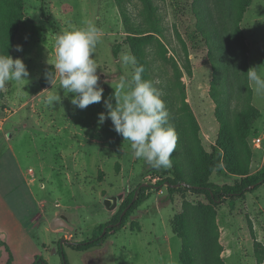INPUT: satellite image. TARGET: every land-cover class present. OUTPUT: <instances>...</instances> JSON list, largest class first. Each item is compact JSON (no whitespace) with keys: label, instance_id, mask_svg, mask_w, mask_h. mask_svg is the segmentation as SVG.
Here are the masks:
<instances>
[{"label":"rangeland","instance_id":"rangeland-1","mask_svg":"<svg viewBox=\"0 0 264 264\" xmlns=\"http://www.w3.org/2000/svg\"><path fill=\"white\" fill-rule=\"evenodd\" d=\"M123 5L133 22L143 19L141 0ZM153 5L160 32L147 33L156 57L152 77L176 117L191 175L210 169L218 102L236 110L229 111L232 119H251L250 135L238 142L237 152L241 172L255 173L264 165V95L249 80L246 88L244 70L257 67L264 76V0H153ZM88 24L103 33L92 58L107 101L121 78L131 79L134 72L121 63L132 52L115 0H0V55L21 59L29 72L26 86L12 83L0 93V264H181L180 257L188 264L186 219L207 248L220 244L223 264H264V184L214 204L176 178L173 163L154 172L136 160L110 120L98 123L100 114L107 115L103 103L83 111L73 106L75 96L60 88L55 69L53 87L45 83L57 59L56 38ZM237 28L244 46L237 44ZM52 94L61 103L48 107ZM183 109L191 114L188 121ZM189 124L193 135L185 132ZM209 174V182L219 186L240 178L216 169ZM140 184L148 185L146 198L120 220L122 204ZM57 216L73 229H53Z\"/></svg>","mask_w":264,"mask_h":264},{"label":"clouds","instance_id":"clouds-1","mask_svg":"<svg viewBox=\"0 0 264 264\" xmlns=\"http://www.w3.org/2000/svg\"><path fill=\"white\" fill-rule=\"evenodd\" d=\"M102 37L100 29L88 24L56 38L54 69L59 75L60 88L75 96L71 104L82 111L103 103L107 115L100 114L98 123L103 125L110 120L117 135L130 144L136 160H142L156 170H169L179 137L169 123L170 113L162 100L164 94L157 87L158 82L143 80L145 69L136 66L135 57L124 54L121 63L125 68L134 69L131 79L121 78L114 89V96L103 100L104 91L97 75L99 67L92 58ZM15 50L20 52L22 48L17 46ZM28 77L29 72L21 59L0 55V93H6L12 83L26 86ZM45 78L53 87L54 73H46ZM247 78L257 95H264V76L257 67L248 70ZM45 103L54 107L61 103V97L59 94L49 95Z\"/></svg>","mask_w":264,"mask_h":264},{"label":"trees","instance_id":"trees-1","mask_svg":"<svg viewBox=\"0 0 264 264\" xmlns=\"http://www.w3.org/2000/svg\"><path fill=\"white\" fill-rule=\"evenodd\" d=\"M120 7V12L122 14L126 37L125 41L129 48L131 49L133 57L137 61V67H143L145 72L142 79L145 81L152 80V62H154L155 55L150 52L149 46L152 44L153 36L147 35L150 31L160 32L159 17L156 13L157 9L153 5V0H141L144 3L145 10L143 11V19L135 23L131 20L126 8L124 7L125 0H115ZM235 36L237 39L238 46H244V35L239 28L235 31ZM210 40V37H206ZM120 45L115 43L112 46L113 56L117 57ZM153 56V57H152ZM49 72H54L53 67H49ZM245 84L246 88L249 89L247 69L244 70ZM47 83L46 78L43 79ZM155 82V81H154ZM218 102V101H217ZM219 110L217 118L219 121V135L216 143L211 147V151L208 155V163L210 169L207 171L200 170L198 175L192 176L190 173V168L186 163L191 165V161L188 159L186 151L183 153L182 145L180 141V133L176 128L175 116H170L169 123L175 129L178 134V145L177 149L171 157L173 163L174 176L180 181L190 184V189L197 192H203L206 194L208 199L212 203H221L223 199L229 198L234 199L241 197L247 192L261 186L264 184V165L253 174H244L241 172L240 161L238 159L237 144L238 142H243L249 135L251 130V119L244 115L240 118L234 117L233 119L229 115V111L236 113V110L226 107L222 103H219ZM187 116V121L191 114L183 109ZM185 132L188 135H193V130L191 124L185 128ZM186 135V141L190 142V138ZM211 169H216L217 171H224L230 175L240 176L233 184L216 185L209 182V173ZM154 172H157L155 170ZM148 189V185H141L139 187L138 193L134 202L130 205L129 209H133L138 206L145 198V192ZM135 191L130 193L122 207H126L133 199ZM123 208V209H124ZM127 210V211H128ZM122 213V210L119 212ZM123 219V218H122ZM187 220V219H186ZM182 221V227L185 228L184 233V247L188 249V264H223L220 257L221 246L215 241L210 248H207L203 244L201 237L199 235L198 229L194 232L191 231L192 225L190 222ZM189 221V220H188ZM102 231V227L99 228ZM172 231L178 234V228L173 227ZM87 246V245H86ZM36 260H39L38 258ZM181 264H185V261L180 257ZM41 263L34 262L33 264H47L46 262L40 260Z\"/></svg>","mask_w":264,"mask_h":264},{"label":"water","instance_id":"water-1","mask_svg":"<svg viewBox=\"0 0 264 264\" xmlns=\"http://www.w3.org/2000/svg\"><path fill=\"white\" fill-rule=\"evenodd\" d=\"M141 185H145V184H141ZM138 193V190L135 191L134 193V197L132 199V201L124 208V210L122 211L121 215H120V220L122 219L124 213L127 211V209L130 207V205L134 202L135 198H136V195ZM51 227L53 229H56V228H66V229H69V230H72L73 228L68 224L66 218L64 216H57V217H54L51 221Z\"/></svg>","mask_w":264,"mask_h":264},{"label":"built area","instance_id":"built-area-1","mask_svg":"<svg viewBox=\"0 0 264 264\" xmlns=\"http://www.w3.org/2000/svg\"><path fill=\"white\" fill-rule=\"evenodd\" d=\"M255 141H256L257 143H259V142H260V139H259V138H257V139H255Z\"/></svg>","mask_w":264,"mask_h":264}]
</instances>
